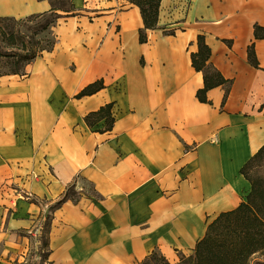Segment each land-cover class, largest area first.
Masks as SVG:
<instances>
[{
  "label": "crops",
  "instance_id": "0c3cea01",
  "mask_svg": "<svg viewBox=\"0 0 264 264\" xmlns=\"http://www.w3.org/2000/svg\"><path fill=\"white\" fill-rule=\"evenodd\" d=\"M72 1L78 14L60 21L54 50L26 76L0 78V264L42 249L36 230L46 235L40 264H140L156 251L177 264L251 190L241 170L264 146V39L254 37L264 0H162L144 44L130 0ZM51 9L48 0H0V18ZM199 35L231 81L225 102L223 87L209 103L196 96ZM101 79L104 90L76 99ZM107 104L113 130L88 127L85 117ZM78 178L94 195L51 212Z\"/></svg>",
  "mask_w": 264,
  "mask_h": 264
},
{
  "label": "trees",
  "instance_id": "16d2710c",
  "mask_svg": "<svg viewBox=\"0 0 264 264\" xmlns=\"http://www.w3.org/2000/svg\"><path fill=\"white\" fill-rule=\"evenodd\" d=\"M52 9L49 12L31 15L26 18H0V78L4 76H26V69L45 52H52L58 43L56 28L61 20L76 16L77 10L72 0H48ZM141 12L144 27L140 29L139 41L148 42V31L158 28L159 11L162 0H130ZM174 35V31H166ZM256 40L264 39V28L254 27ZM198 50L191 54L192 67L202 73L204 86L198 90L201 103H209L208 92L217 87L225 89L224 102L228 97L231 81L224 78L211 63L212 51L203 35L197 38ZM250 64L258 68L254 45L249 47ZM106 88L104 80L87 85L76 95V99L93 96ZM113 104H107L85 117V123L93 128L105 121L104 132L113 130L115 118ZM250 183L251 190L235 210L222 213L207 227L205 237L198 242L190 256L182 255L177 264H252L257 255L264 256V146L254 154L241 170ZM77 182L88 183L78 178L66 189L64 195L49 206L51 212L63 203H78L83 191H78ZM89 184V183H88ZM40 203V202H39ZM43 205V203H41ZM50 220V217H47ZM48 223V222H47ZM43 249L46 235L40 237ZM264 264V261L261 262ZM140 264H171L160 252H153Z\"/></svg>",
  "mask_w": 264,
  "mask_h": 264
},
{
  "label": "rangeland",
  "instance_id": "374dc122",
  "mask_svg": "<svg viewBox=\"0 0 264 264\" xmlns=\"http://www.w3.org/2000/svg\"><path fill=\"white\" fill-rule=\"evenodd\" d=\"M78 191H83L86 194H88L89 196H93L94 195V191L93 188L90 184L88 183H80V189ZM48 228V227H47ZM40 234V233H39ZM36 239H41L40 236L38 235V237ZM37 247H40L37 246ZM183 255V254H182ZM181 255V256H182ZM192 255V254H191ZM180 256V257H181ZM184 256H190V255H184ZM37 257L39 258V260L37 259ZM180 257H179V261L180 262ZM40 258L43 259L44 258V254L42 253V249L39 248L38 251L34 249H32V251L29 252L28 256H27V260L25 261V263L23 264H40ZM38 261V262H37ZM264 261V256L263 255H257L253 258L252 264H262L261 262Z\"/></svg>",
  "mask_w": 264,
  "mask_h": 264
},
{
  "label": "built area",
  "instance_id": "2783aa9c",
  "mask_svg": "<svg viewBox=\"0 0 264 264\" xmlns=\"http://www.w3.org/2000/svg\"><path fill=\"white\" fill-rule=\"evenodd\" d=\"M78 188H79V184H78V186H77ZM31 235H32V237L34 238V239H36L37 237H38V235H39V232H38V230H36V231H33L32 233H31ZM37 240V239H36Z\"/></svg>",
  "mask_w": 264,
  "mask_h": 264
}]
</instances>
